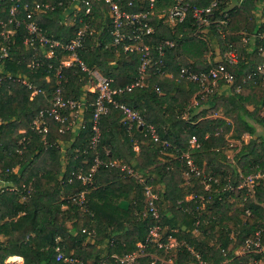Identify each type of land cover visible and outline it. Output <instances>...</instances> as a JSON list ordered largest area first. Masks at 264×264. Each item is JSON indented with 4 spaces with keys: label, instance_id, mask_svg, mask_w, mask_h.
I'll return each mask as SVG.
<instances>
[{
    "label": "trees",
    "instance_id": "trees-1",
    "mask_svg": "<svg viewBox=\"0 0 264 264\" xmlns=\"http://www.w3.org/2000/svg\"><path fill=\"white\" fill-rule=\"evenodd\" d=\"M6 5L0 20L6 17ZM101 7L107 9L101 1L92 5L93 32L77 57L112 77L111 87L121 88L112 101L136 109L159 139L146 134L145 126L128 127L121 121L122 111L110 101L92 146L96 92L86 89L87 71L73 61L62 66L58 79V57L45 59L51 68L30 69L32 49L23 43L21 28L0 70V264L12 255L22 256L23 264H123L118 257L136 250L139 242L145 243L144 253L134 264H152L154 258L153 264H196L198 259L204 264H251V253H238L237 248L255 231L264 230V184L255 187L254 196L237 185L242 174L264 166V118L259 114L264 109V70L258 68L264 65V54L248 48L238 32L264 26L254 15L257 0H244L241 9L230 10L232 34L227 37L235 42L240 61L229 66L233 81H217L203 98L197 81L177 80V73L181 65L197 73L208 70L209 45L218 41L215 31L206 38L180 36L183 25L151 20L153 31L143 36L151 51L147 76L142 85L122 89L139 76L141 52L125 51L121 42H113ZM61 12L56 6L43 11L37 21L47 34L66 42L82 21L64 24ZM162 39L175 44L164 47L163 63L154 64ZM16 75H25L38 92L31 96L32 89ZM57 86L64 99L82 102V123L73 129L75 111L67 109L64 123L46 117L42 137L32 121L49 106ZM244 134L249 135L246 142ZM228 138L241 141L232 158L225 152ZM96 156L100 162L91 180L84 181L77 173L88 174ZM189 158L205 176L189 170ZM184 176L188 183H182ZM208 176L210 187H205L202 180ZM156 184L158 217L144 214L146 187L155 192ZM80 191L83 200H73ZM153 225L159 227L157 241L148 236ZM169 237L176 241L174 246H159L158 241L165 244ZM56 246L67 259H56Z\"/></svg>",
    "mask_w": 264,
    "mask_h": 264
},
{
    "label": "built area",
    "instance_id": "built-area-1",
    "mask_svg": "<svg viewBox=\"0 0 264 264\" xmlns=\"http://www.w3.org/2000/svg\"><path fill=\"white\" fill-rule=\"evenodd\" d=\"M103 2L107 9L100 8L105 15V20L109 21V31L113 35V42L122 44L125 51L138 50L141 52V62L139 65V76L133 83L126 85L122 89H131L136 85H142L146 74V68L151 61L150 45L144 42L143 36L150 34L153 31L151 20L162 19L171 26L183 25L180 36L184 33L193 34L206 38L210 32L215 31L218 36L216 43L210 44L208 53V61L210 66L207 71L195 72L190 67L181 65L177 73V80L183 79L187 81H197L202 89V94L210 91L211 86L217 81L223 80L226 83H231L234 79L233 72L229 66L240 61V53L235 42L227 36L232 34L229 28L231 22L230 10H239L242 8L244 0H170V4H166V0H0V12L4 9L6 17L0 20V70L5 57L10 51L13 37L18 31L23 28L22 39L26 46L32 49V56L27 64L30 69H36L39 66L47 65L52 67L51 62H45V59L53 57L59 59V64L55 66V73L58 79L61 77L62 66H68L73 61H79L81 68L88 73V83L92 85L91 91L96 92V96L92 101L91 128L93 131L91 144L94 146L99 137V119L100 116L107 110V102L112 101V94L120 91L111 87L112 77L103 75L98 68H88L83 61L77 57V50L84 47V42L87 36L92 34L93 27L90 25L92 21V5L93 3ZM56 6L62 8V17L60 22L66 24L79 20L82 24L75 31L74 36L66 42H61L57 38H53L47 34L45 28L37 21L38 16L43 11H50ZM254 15L258 21L264 23V0H257V8ZM185 23V24H184ZM240 40L246 43L248 48L257 50L264 54V26L256 32L248 30H240ZM175 41L172 39H162L156 46L158 58L153 61L154 64L163 63L164 47L173 46ZM216 56L211 58L210 54ZM264 70V65L258 67ZM16 79L31 88V96L38 92L32 83L25 75H16ZM1 80V77H0ZM239 90V86L235 88ZM159 91V89H158ZM202 95V98H203ZM116 107L122 111V122L128 127L132 125L145 126V133L148 134L154 141L159 139L158 134L152 124H145L143 117L133 107L121 102L112 101ZM83 107L82 102L78 100L64 99L61 94V89L57 86L49 100V106L41 109L32 121V127L41 133L44 137L47 131L46 117H52L60 123L65 122L64 112L67 109H73L75 112ZM264 118V111L262 114ZM63 127L60 128L62 130ZM22 132V131H21ZM195 137L190 139L193 145ZM167 143L164 142V145ZM95 163L92 165L88 174L77 173L84 181L91 180V172L100 162L98 157H95ZM187 165L190 171L196 175L205 176L203 168L196 167L192 160L187 159ZM241 181L237 185L246 195L254 196L255 187L259 183L264 184V166H257L249 172L241 175ZM212 177L208 176L203 179L205 187H210L209 181ZM84 197L83 191L73 196V200L82 201ZM156 195L146 187V210L158 217V210L154 203ZM159 227L153 225L149 230V239L157 241ZM148 240V239H147ZM159 246L164 245L166 249L171 248L176 244L173 237H169V241L165 244L158 241ZM145 243H138V248L130 253H127L118 259L123 264H134L135 259L144 253ZM56 246V259H67ZM238 253H251L248 261L251 264H264V230L255 231L254 235L245 239L241 246L237 248ZM254 254H260L263 257L257 258ZM155 259L151 262L155 263ZM73 260V259H70ZM168 262V261H167ZM171 262V260H170ZM168 262V263H170ZM2 264H23V258L19 255L8 256ZM196 264H204L200 259Z\"/></svg>",
    "mask_w": 264,
    "mask_h": 264
},
{
    "label": "rangeland",
    "instance_id": "rangeland-1",
    "mask_svg": "<svg viewBox=\"0 0 264 264\" xmlns=\"http://www.w3.org/2000/svg\"><path fill=\"white\" fill-rule=\"evenodd\" d=\"M208 93V92H207ZM207 93H205V96H206V94ZM263 111H264V109H260V111H259V114H260V116H262V114H263ZM82 121V120H81ZM248 138H249V135L248 134H244L243 136H242V139H243V141H247L248 140ZM240 143H241V141L239 140V139H232V138H228V143H227V145L225 146V152H226V154H227V156L229 157V158H232V155L234 154V152L238 149V147L240 146ZM187 180H188V178L186 177L185 178V176L183 177V182L182 183H188L187 182ZM160 187V185H158V184H156L154 187H153V189H155L154 191L156 192V189H158ZM150 188V187H149ZM154 193V192H153ZM155 194V193H154ZM156 195V194H155ZM188 198L190 197V196H187ZM168 262H170V259H168L167 260Z\"/></svg>",
    "mask_w": 264,
    "mask_h": 264
},
{
    "label": "crops",
    "instance_id": "crops-1",
    "mask_svg": "<svg viewBox=\"0 0 264 264\" xmlns=\"http://www.w3.org/2000/svg\"><path fill=\"white\" fill-rule=\"evenodd\" d=\"M88 83V82H87ZM86 86V89L88 90V91H91V88H92V85H89V84H86L85 85ZM203 97H204V95H203ZM192 103H196V101H195V98H192ZM83 110H82V108L81 109H79V111H76V112H74V114H73V118H72V121H71V125H72V127H73V129H78L79 127H80V125H81V120H82V118H83ZM21 131H23V130H21ZM137 147L135 146V149H136ZM14 169H16L17 170V166H16V168H14ZM155 194H156V192H154ZM157 195V194H156Z\"/></svg>",
    "mask_w": 264,
    "mask_h": 264
}]
</instances>
